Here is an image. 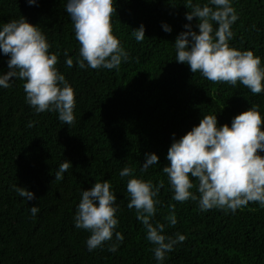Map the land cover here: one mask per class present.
I'll return each mask as SVG.
<instances>
[{
    "label": "trees",
    "instance_id": "obj_1",
    "mask_svg": "<svg viewBox=\"0 0 264 264\" xmlns=\"http://www.w3.org/2000/svg\"><path fill=\"white\" fill-rule=\"evenodd\" d=\"M187 0H114L113 34L129 53L118 69L80 68L79 42L66 11L67 0H0V30L25 17L36 25L58 56L56 65L74 88L75 123L64 124L58 113H37L26 102L25 81L0 87V264H264V206L249 204L235 212L213 208L202 211L198 200L183 203L162 171L170 165L167 153L178 140L198 126L204 115L217 116L218 126H231L235 116L259 106L264 117V92L253 94L236 86L212 83L189 65L175 60L177 36L188 21ZM208 0H193V4ZM238 19L232 25L231 47L252 50L264 67V0H231ZM145 26L137 42L133 30ZM167 24L170 32L163 25ZM218 27V25H214ZM65 50L73 59L66 66ZM10 55L0 50V74H6ZM29 122H34L28 127ZM264 128V125H262ZM159 160L141 172L146 154ZM264 155V153H261ZM71 162L62 180L59 165ZM133 176L162 186L155 197L153 224L163 223L166 236L186 237L158 261L146 229L129 209L125 167ZM194 185L198 181L192 178ZM107 180L116 194L118 225L111 241L89 250L91 233L75 226L74 217L83 190ZM14 186L32 191L33 200L17 194ZM190 191L199 197L197 187ZM175 205L176 224L167 217ZM39 208L31 214L32 206ZM115 232L123 235L116 241ZM117 244L116 251H110Z\"/></svg>",
    "mask_w": 264,
    "mask_h": 264
},
{
    "label": "clouds",
    "instance_id": "obj_2",
    "mask_svg": "<svg viewBox=\"0 0 264 264\" xmlns=\"http://www.w3.org/2000/svg\"><path fill=\"white\" fill-rule=\"evenodd\" d=\"M29 5L36 0H27ZM186 13L188 21L198 19L193 29L191 23L185 25L174 43L176 58L179 63L189 65L191 72H199L212 83H226L236 86L239 82L253 94L264 92V67L261 58L252 50H239L230 46L233 37L232 25L238 19L236 9L231 0H208L203 5L193 4L187 0ZM66 11L75 29V38L79 42L80 68L118 69L122 60L129 59V53L121 46L113 34L112 16L116 11L114 0H67ZM218 25V27H214ZM163 28L170 32L165 24ZM132 35L137 42L145 38V26L133 30ZM50 44L45 34L30 23L25 17L12 20L0 30V50L10 55L6 74H0V87H11L10 81L19 79L26 93V102L37 113L52 111L69 126L75 123L76 106L74 88L68 83L56 65L58 56L50 54ZM64 55L66 66L73 67V59ZM34 122H29L32 127ZM264 117L259 106L234 117L231 126L225 123L218 126L217 116L204 115L198 126L178 140H174L167 153L170 165L162 171L174 191L173 199L185 202L198 200L202 211L213 208L235 212L249 204L259 203L264 206ZM155 153L146 154V162L140 171L158 162ZM70 161L59 165L55 180L63 179V174L71 167ZM134 169L125 167L121 177H132L127 182V193L130 197L129 209H135L137 218L142 221L147 240L155 245L153 251L158 261L165 259L174 245L183 242L186 237L176 234V238L166 236L163 223L153 224L151 218L156 214L155 197L160 185L153 186L151 181L133 176ZM198 181L194 185L193 179ZM197 187L199 197L191 189ZM17 194L33 200L35 195L25 187L14 186ZM116 194L111 190L107 180L96 182L88 190H83L81 200L74 217L75 226L91 233L86 243L89 250L102 247L111 241L118 225L116 217ZM165 217L171 225L176 224L175 205ZM39 208L34 205L31 214L35 216ZM116 241L122 242L124 237L115 232ZM113 243L110 251L117 250Z\"/></svg>",
    "mask_w": 264,
    "mask_h": 264
}]
</instances>
